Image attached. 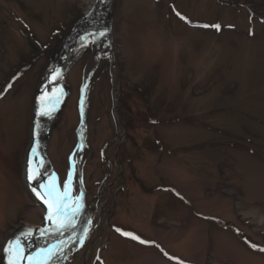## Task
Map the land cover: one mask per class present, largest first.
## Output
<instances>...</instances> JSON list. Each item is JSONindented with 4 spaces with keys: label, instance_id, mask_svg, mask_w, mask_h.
I'll list each match as a JSON object with an SVG mask.
<instances>
[{
    "label": "rangeland",
    "instance_id": "374dc122",
    "mask_svg": "<svg viewBox=\"0 0 264 264\" xmlns=\"http://www.w3.org/2000/svg\"><path fill=\"white\" fill-rule=\"evenodd\" d=\"M88 15L64 102L34 113ZM3 91L0 249L17 230L0 264L43 223L32 128L37 191L75 166L82 196L72 226L36 240L62 249L52 264H264V0H0Z\"/></svg>",
    "mask_w": 264,
    "mask_h": 264
},
{
    "label": "snow or ice",
    "instance_id": "6c2138e0",
    "mask_svg": "<svg viewBox=\"0 0 264 264\" xmlns=\"http://www.w3.org/2000/svg\"><path fill=\"white\" fill-rule=\"evenodd\" d=\"M207 27V25H206ZM217 29L220 28V25H214ZM100 36L106 35V30L99 32ZM12 85H7V88H11ZM3 93H0V96H2ZM41 101H43L45 98L42 96L40 97ZM41 116H50L51 111L47 110L46 108L42 107L40 111ZM39 127V124L37 125ZM33 153L36 152V149L34 148ZM39 177V173H33L30 170L29 179L30 180H37ZM71 176L69 177V180L65 183L64 189L61 191L55 183L50 184H44L41 183L39 185L40 189L44 190L43 194L41 192H38L35 188H33V191L37 192V195L41 200L44 201L45 204L48 206V216L46 219L48 221H51L55 227L52 228V232H59L62 230H66L70 226H72V220L67 218L66 213V201L70 200L71 197L69 196V193L71 191ZM82 199L81 197L76 198V205L71 209V216L74 218L78 212L82 210V204L80 203ZM33 229L29 228L26 233L23 235L27 238L30 236L31 233H33ZM117 231H120V229H117ZM40 235L43 236L45 233V229H39ZM123 235L127 237H131L135 240L140 241L141 243H149L148 241L141 240L139 236L134 235L131 232H124ZM86 238L85 236L81 237V241H83ZM253 248H257V245L253 244L251 245ZM55 249V250H54ZM260 251H264V248L259 249ZM7 257H8V264H24L26 261L27 264H52V262L56 259L57 254L63 255L62 249L58 248L57 246L53 245L50 248H39L36 251L26 254L27 252V246L24 245L23 241L19 236L16 238L10 240L7 242V246L4 249ZM167 255V254H166ZM180 264H184L183 261L180 262Z\"/></svg>",
    "mask_w": 264,
    "mask_h": 264
},
{
    "label": "bare ground",
    "instance_id": "6f19581e",
    "mask_svg": "<svg viewBox=\"0 0 264 264\" xmlns=\"http://www.w3.org/2000/svg\"><path fill=\"white\" fill-rule=\"evenodd\" d=\"M90 15V14H89ZM87 16V20L88 19H90V16ZM44 85H42V87H43ZM73 114V113H72ZM26 178H25V181H26V188H27V182L29 183V186L30 187H32V188H35V187H33V185L31 184V182H29V181H27L28 180V178H27V175L25 176ZM30 180V179H29ZM31 181V180H30ZM28 189V188H27ZM16 230L17 229H12L9 233H8V236H7V238L5 239V241L3 242L4 244L6 243V240L7 239H9L15 232H16ZM3 244V245H4ZM3 245H2V248L0 249V254H1V252H2V249H3Z\"/></svg>",
    "mask_w": 264,
    "mask_h": 264
},
{
    "label": "trees",
    "instance_id": "16d2710c",
    "mask_svg": "<svg viewBox=\"0 0 264 264\" xmlns=\"http://www.w3.org/2000/svg\"><path fill=\"white\" fill-rule=\"evenodd\" d=\"M75 27H76V26L74 25V26L72 27V29H71V30H74V28H75ZM55 32H56V31H55ZM71 32H72V31H71ZM56 33H58V32H56ZM56 33H55V34H56Z\"/></svg>",
    "mask_w": 264,
    "mask_h": 264
}]
</instances>
